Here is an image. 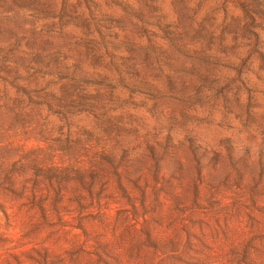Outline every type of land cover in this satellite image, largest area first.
Instances as JSON below:
<instances>
[{
    "label": "rangeland",
    "instance_id": "1",
    "mask_svg": "<svg viewBox=\"0 0 264 264\" xmlns=\"http://www.w3.org/2000/svg\"><path fill=\"white\" fill-rule=\"evenodd\" d=\"M0 264H264V0H0Z\"/></svg>",
    "mask_w": 264,
    "mask_h": 264
}]
</instances>
